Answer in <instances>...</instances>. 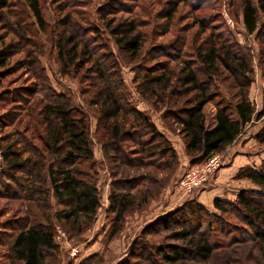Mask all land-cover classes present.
<instances>
[{"label": "trees", "instance_id": "16d2710c", "mask_svg": "<svg viewBox=\"0 0 264 264\" xmlns=\"http://www.w3.org/2000/svg\"><path fill=\"white\" fill-rule=\"evenodd\" d=\"M22 1L39 28L47 31L42 0ZM183 1L164 10L163 18L171 21ZM82 4L86 6L84 1ZM242 4L243 23L260 45L262 66L264 0H242ZM11 6V0H0V24L5 28L10 25ZM133 10L129 5L110 2L98 15L119 49L135 59L142 55L145 38L138 18L130 17ZM125 11L129 17L118 16ZM78 14L73 10L58 17L54 32L57 62L62 74L78 72L81 76L84 99L97 113L96 134L104 156L126 168H172L178 160L176 149L150 116L130 101L117 59L104 52L107 43L103 28L85 13L79 15L86 24H80L75 19ZM195 22L201 35L209 32L192 46L190 57H185L186 38L170 45L159 44L148 52L153 63L142 67L141 80L134 82L144 98L170 106V117L181 126L186 153L193 164H198L224 151L254 118L264 116V89L263 106L258 111L249 96L255 73L252 52L222 21L219 32L204 19ZM19 30L21 36L27 33L23 25ZM15 51L12 42L0 47V89ZM27 65L41 66L37 54L23 67ZM224 73L237 87L234 103L221 97L216 85V79L228 77ZM31 76L36 81L0 91L5 110L0 115V141L5 142L0 147V198L35 203L45 222H33L27 212L0 221V248L5 250L1 257L6 256L8 264H46L49 258H56L61 252L55 238L57 226L70 237L81 235L97 220L102 205L88 110L73 103L70 95L57 92L47 73ZM213 101L217 111L214 124L209 126L204 108ZM14 134L17 140L12 139ZM257 137L264 142V130ZM117 176L112 177L107 207L108 217L112 215L108 220L109 241L123 230L131 210L147 201L146 196H137L147 177ZM236 176L251 179L259 189H241L234 200L215 198L216 211L198 199H187L144 227L129 254L152 264H264V161L259 168H241ZM156 233L164 239L158 245L147 239ZM96 259L97 255L87 257L79 264H97ZM118 264L134 263L125 258Z\"/></svg>", "mask_w": 264, "mask_h": 264}, {"label": "rangeland", "instance_id": "374dc122", "mask_svg": "<svg viewBox=\"0 0 264 264\" xmlns=\"http://www.w3.org/2000/svg\"><path fill=\"white\" fill-rule=\"evenodd\" d=\"M11 1L12 8L8 10L10 25L5 28L4 25L0 24V47L4 42H12L16 51L10 57L9 74L3 80V88L0 91L5 90V87H18L36 81V78H32L31 73H47L52 86L57 92L70 95L73 103L88 110L95 159L98 162L96 178L101 192L102 205L97 220L87 231L76 237H70L61 227L66 234V238L61 240L55 235L61 252L58 253L59 255L56 258H49L46 264H79L85 258L94 255H97V264H118L125 258L131 260L134 264H152L150 260L144 257H132V254H129L133 240L140 236L144 227L180 207L187 199H198L205 207L211 211H216L214 197L220 195V198L234 200L241 189H259V186L253 183L251 179L237 178L236 175L241 168L247 166L259 168L264 161V142L257 137V134L264 130V116L254 118L246 126L244 132L222 151L225 156L224 164L210 177L209 182L199 189L195 188L196 190L192 189L191 192H188L187 188L181 187L182 180L193 171L200 169L205 162L198 164L191 162L186 153L185 140L180 130L181 126L174 118L170 117L168 112L170 106L167 103L147 100L138 92L137 84L134 82V79L141 80L143 75V73H140L143 71L141 68L150 66L153 63L151 62L152 54H148L152 48L159 44L178 43L186 38L185 57H190L188 55H191L193 51L192 46L198 43L199 40L201 41V38L209 32L207 31L206 34L201 35L200 26H194L195 21L197 19L206 20L207 25H212L215 32L220 31L218 26L222 21L223 25L230 29L236 39L247 47L254 56V82L250 87L249 96L256 109L261 110L263 106L264 64L262 66L259 64L260 45L258 41L253 34L247 32L244 26L242 0H184L180 3L178 11L171 21L163 18V11L180 0H42L45 17L49 23L47 31H42L39 28L35 18L22 0ZM82 1L86 6L82 4ZM171 1L174 3L171 4ZM110 2L126 4L134 9L131 13L133 16L130 17L136 16L138 18L140 29L145 38V46L140 58L134 59L121 51L110 33L104 31L103 22L98 13L102 11V8H106ZM67 4L70 5L68 8L66 7ZM62 7L66 8L62 10L63 13H60ZM117 7L119 8V6ZM73 10H77L79 14L85 13L84 15L90 17L93 24H98L103 28V35L106 39L104 42L107 43L104 52L112 53L117 59L120 72L128 88L130 101L150 116L158 129L168 137L176 149L178 160L172 168L166 170H158L152 166L126 168L118 164L117 161L108 160L104 156L102 144L96 134L97 113L84 99L85 96L82 94L84 84L81 82V76L76 74L78 72H72L70 75L62 74L57 62V49L54 45L55 25H57L58 17ZM79 14L75 16L76 21L80 24H86L85 20L82 21V15ZM129 15L130 13L125 11L118 16L126 18ZM217 17L220 21L216 19ZM262 19L264 20V14ZM21 25L27 31L25 36L20 34L22 31L19 30ZM36 54L42 69L40 65V67L35 68L29 65L23 67L24 63L29 61V58L33 59V55ZM224 75H228V73H224ZM216 85L222 94L221 97L225 98L226 101L232 103L237 101V87L234 86L233 79L229 75L226 78L223 76V78L216 79ZM218 99L220 98L215 101H218ZM215 101L208 103L204 108L209 126H212L215 122L217 111ZM2 105L3 102L0 101V115L5 111ZM12 139L17 140V135H12ZM2 145H5V142L0 141V147ZM236 155H242V157L237 158V162H235ZM234 163L235 166L232 167ZM240 165L243 166L238 168ZM1 169L2 166L0 171ZM114 174H117V177H147L145 182L138 187L140 191L137 193L139 199L146 196L147 201L131 210L126 217L123 230L115 239L109 241L108 234L111 223L108 220L112 218V215L108 217L107 207L110 203L111 181ZM210 184L213 187L204 191L208 188L206 186ZM21 212L29 213L35 223L45 222V217L35 203L0 198V221L14 218ZM147 239L156 245H158V242L164 241L163 238L158 237V233L148 235ZM72 247H77L78 252L76 255L71 254ZM4 253L5 250L0 248V262L8 264L6 256L1 257ZM254 253L258 254L256 251ZM217 262L219 263L218 260ZM260 263H263V261ZM207 264L217 263L212 261Z\"/></svg>", "mask_w": 264, "mask_h": 264}, {"label": "built area", "instance_id": "2783aa9c", "mask_svg": "<svg viewBox=\"0 0 264 264\" xmlns=\"http://www.w3.org/2000/svg\"><path fill=\"white\" fill-rule=\"evenodd\" d=\"M229 147V146H228ZM225 156L222 152L214 153L210 155L204 162L205 164L197 171H193L187 175L181 182L182 188H187L188 192H191L192 189H199L201 186H204L209 182L210 177L215 174V172L223 166ZM2 164V152L0 150V167ZM195 189V190H196ZM57 237L59 239L66 238L65 232L61 229L60 226L57 227ZM78 252L77 247H72L71 254L76 255Z\"/></svg>", "mask_w": 264, "mask_h": 264}, {"label": "crops", "instance_id": "0c3cea01", "mask_svg": "<svg viewBox=\"0 0 264 264\" xmlns=\"http://www.w3.org/2000/svg\"><path fill=\"white\" fill-rule=\"evenodd\" d=\"M240 156L242 157V155H236V156H235V158H236V159H235V162H237L236 160H238L237 158H239ZM229 158H230V156H229ZM234 166H235V163H234V165H233L232 167H234ZM241 166H243V165L238 166V168H240ZM206 187H208V188L205 189L204 191H206V190H210L213 186H212V184H210L209 186H206ZM206 187H205V188H206ZM218 197H221V196L219 195ZM215 198H217V197H214V199H215Z\"/></svg>", "mask_w": 264, "mask_h": 264}]
</instances>
